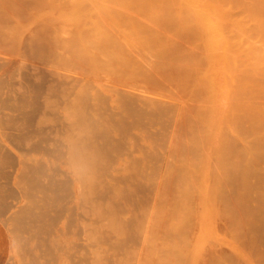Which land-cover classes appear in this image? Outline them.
Returning a JSON list of instances; mask_svg holds the SVG:
<instances>
[{
    "label": "rangeland",
    "instance_id": "rangeland-1",
    "mask_svg": "<svg viewBox=\"0 0 264 264\" xmlns=\"http://www.w3.org/2000/svg\"><path fill=\"white\" fill-rule=\"evenodd\" d=\"M64 1L79 0H0V64H5L0 65V264H264V133L231 135L229 144L211 147L190 142L191 128L198 124L182 94L171 99L170 93L177 90L173 87L165 88L171 91H164L166 98L151 94L149 85L140 76L133 78L120 63L117 70L102 69L103 55L107 58L103 49L89 50L100 64L86 60L84 17L78 15L81 24ZM60 11L64 15H58ZM126 89L139 106L133 116L130 109L135 106L127 108L132 116L127 122L118 114L123 108L116 101L121 93L129 96ZM139 94L169 98L170 106L177 105L176 113L173 109L154 123ZM249 100L264 111L263 92L261 97L236 99ZM99 115L111 117L112 124L124 123L123 132L110 123L111 135L101 129L105 142L100 140L98 129L104 126L98 124ZM236 119L241 120L239 115ZM136 120L143 122L136 126ZM89 125L94 134L100 133L92 134ZM81 129L99 141L94 136L91 141L86 132L88 139L86 134V141L80 139ZM70 135L80 139L72 138L73 147L80 143L79 149L93 151L98 162H89L99 171H92V178L89 172L85 179L79 172L77 176L69 156L67 162ZM118 139L124 141L119 142L121 149ZM81 140L89 146H81ZM99 142L110 158L95 150ZM202 144L210 147V154L194 149ZM179 145L186 154L177 158ZM111 146L124 154L114 155ZM150 150L156 155L142 159ZM187 154L199 169L188 166ZM205 160L210 175H205ZM100 161L104 165H97Z\"/></svg>",
    "mask_w": 264,
    "mask_h": 264
},
{
    "label": "bare ground",
    "instance_id": "bare-ground-1",
    "mask_svg": "<svg viewBox=\"0 0 264 264\" xmlns=\"http://www.w3.org/2000/svg\"><path fill=\"white\" fill-rule=\"evenodd\" d=\"M65 3L68 4V2ZM59 5L61 6V4ZM68 5L72 9L71 13H73V15H76V17L78 15H83L84 17V31L85 37L87 38H83L84 41H82L84 42L82 46L84 48V53L82 55H85L84 58H86V60L92 62L95 61L96 65L98 63L100 64L101 61L97 62L98 58L96 59V56L93 53L94 49L97 50L96 48L103 49V51L107 54L106 59L111 60L112 57V60L114 62L112 60L111 62L109 60H106L104 58L105 55H103V64L101 63L100 66L102 67V69H110L112 67L111 70H114V68L116 67L115 70H117V67L121 64L123 65V68L125 67L123 70L127 69V72H129L133 78L140 76L142 80H144L145 83L149 85L147 87L148 89H151V94L154 93L160 95V97L163 96L166 98L167 94L164 91H166L165 88L168 87V90L173 87V89L175 88L173 91H175L176 89L179 91L177 92L176 90L175 95V92L172 94V89H170L171 91L167 90L166 92H171V99H173L172 97H181L180 93L182 94L181 98L184 101V105L186 107L191 106L192 108H194L195 111H192L194 112V124H198L196 125L197 127L191 128L192 137L190 138V142L196 143L197 145L199 143H208V145L211 144V147L214 143L217 142H224L229 144L232 139L231 135L235 137H241V134H245L250 131L264 133V120L261 121V113H263L264 111L263 109H261V105L253 100H249L244 103L236 101L237 98L252 99L261 97V92L264 93V0H79L75 1V3L70 2V4ZM68 9L69 7L67 8V10ZM63 13L64 12L60 11L58 15H64ZM78 18L79 16L76 19ZM80 19L82 20V18H79L77 21H79ZM91 46H94L95 48L91 49ZM89 50H93V53ZM104 61H106V64L104 63ZM107 61L110 63H107ZM112 62L115 64L113 65ZM109 64H112V66L110 65L109 67ZM0 65H2V63ZM103 71L104 70H102L101 72ZM126 90L128 91V89ZM160 90H162L164 94H161ZM129 91L127 93H129ZM82 92L85 93L84 90L81 91V94ZM89 94H87L89 97H93ZM117 94L119 95L120 93L118 92ZM124 94L121 93L122 96L116 97V101L117 105L123 108L121 110L125 109V113L128 114L129 110L126 111L127 108L130 109L131 106H135L134 108L139 106L137 105L136 98V105L133 104L135 102L134 100L131 101V99H133L134 97L131 98L130 93V97L128 96V94ZM139 95L141 96L142 94ZM153 95H151V97H147L150 95L141 97L146 99L148 111L147 109L145 111L152 116L153 120L155 121L154 123L157 122V117H159L158 121H161V117L163 115L169 114L171 112L173 113L174 111L176 113V110L174 109L177 106L175 105L176 103L173 104L170 102V106V104H168V102L171 101H168L169 98L167 100L165 99L166 101L163 100V97L158 100L157 96L155 95L156 99H154L155 96L153 98ZM106 96H103L102 98L109 99V97ZM140 96H138V98ZM79 97L83 98L84 96L82 95ZM81 98L79 99L80 101ZM102 98H100V100L98 101H101ZM95 99L94 103L96 104L97 101L95 102ZM103 100L102 104L104 102ZM89 103L91 104V102ZM94 103L92 102V105ZM102 104L101 106H103ZM92 105L89 106H91V108H93L92 110L95 111ZM173 105H175V107L172 108ZM134 108L130 109L133 110L130 111L132 112L130 113L131 115L133 114V112L135 114L138 113L137 108ZM102 110H99V112L101 111V114H103ZM121 110L119 111V113H117L123 116V119H125L123 121L127 122L126 120H128L131 115L128 114V116L125 114L128 117L125 118ZM145 111L144 113L143 111L140 113H143L144 115L146 114ZM182 112L183 107L179 105L177 115L180 116ZM100 115L98 117L100 118L98 120L100 123L98 124H101V126L103 125L104 127L99 128L100 130L98 129V131L101 132L102 129L103 131L105 130L107 134V131L110 132V129L112 128V123L109 122L112 120V118L109 116V119H111L109 120L107 116L104 115L103 118V115L101 117ZM238 115L241 120L236 119ZM86 117H88V114ZM118 117L117 119H119L121 123L122 118ZM89 118H91V116ZM105 118L108 121H105ZM114 119L116 120V117H114ZM95 120H97V118ZM100 120H104L103 123L107 122L110 128L108 129L109 126L105 127L107 125H104ZM12 121L11 123L15 124V122L13 123ZM87 121H85V123L88 124ZM136 121L137 126L138 121L140 120ZM96 122L97 121H94V123ZM141 122L143 121H140L139 123ZM116 123H113L112 125H117L119 127V130L121 129L120 126L124 125V123H122L121 125L119 123ZM132 123H134V121ZM87 124L85 125L87 126ZM128 125L131 126V124ZM238 126H241V129H239ZM88 129L89 128H87L86 130ZM91 129L93 130V128ZM91 129H89V132H91ZM122 129H124V127H122ZM81 130L82 133H80V139H84L82 135L86 134L87 131L83 129ZM98 131L96 130L95 134L100 133ZM94 132L95 131L93 130V132L91 133L94 134ZM87 134L89 135V137L87 136ZM87 134L86 138L88 137L90 138V140L92 139V136L95 135H92L90 133ZM109 135H111V132L109 133ZM72 136L74 135L72 134ZM72 136L70 135V139L68 138L69 141L67 140L68 143H70V145L67 143V147H71H69L68 149L66 148V150L70 152L67 155L65 154L66 157L68 158L69 156L70 160L72 161H70L68 158L67 162H74L72 164H74V168H76V170H73L72 164L71 168L74 173L75 171H77V176V173L79 172L81 173L79 174L80 177L82 176L84 178L86 176V173L88 174L89 172V175H92L90 176V178H92L93 173L91 172H95V170L97 169L98 172L99 168H94L95 166L91 165L89 161H92V163L96 164L95 162L97 161V159L95 158L93 151L91 152L92 154L89 153L91 155L90 156L83 147V149L80 147L83 150L80 153V151H78L81 150L78 146L80 143L76 144L77 149L73 147V144L71 145L72 138L73 140H75L76 136L78 135H75V137ZM101 136H103L102 132L98 135L100 140L103 139V137ZM145 136L149 137V134ZM96 137L97 135L94 136L95 139ZM99 139L96 140L99 141ZM247 139L248 137L245 136V140ZM152 140H154V138ZM119 142L121 143L122 139L118 141V144L117 142L113 143L114 145H119L117 147L120 148ZM151 143L154 142L151 141ZM81 144V146H84L83 144L85 143H83V140H81ZM97 144H94L95 150L98 151L99 149V151L103 152V155L102 153L101 155L103 156L102 158L105 159V157H107L106 155L109 152H104L100 149V142L98 145ZM188 145H190V143ZM197 145V148H195L194 145V149H198L199 151L204 149V152L206 154L211 152L209 146L208 150L207 147L206 149L204 148V144H202V146ZM106 147L107 146H104V148ZM115 147H110L112 149L111 151L114 152V155L115 152L123 151H120ZM74 148L78 151V153L77 151H73V153L71 152V150H74ZM180 148V153H176L178 154L177 158H179V154H181L182 156L183 154H186L185 149H183L181 146ZM89 149H91V147ZM177 150L179 151V148H177ZM152 151L150 150L149 153H146L144 155L145 157L143 156L142 159L147 158L146 156H148L149 159L150 157L153 158L152 156L156 155V152L154 153V151ZM181 151L183 152L181 153ZM204 152L201 153L204 154ZM65 153H67V151H65ZM65 155L63 154V156ZM97 155L100 156V153ZM109 155H111V153H109ZM109 155L107 158H110ZM190 155L192 156L191 152ZM191 156L187 154V156H184L186 157V159L184 157L182 158H184V160L188 162V166L190 165L189 163H191V165L193 164L194 167L196 164L198 165V163H196V161L195 163L190 162L193 159ZM205 156L207 157V155ZM189 157L191 160H189ZM99 158L101 160V157ZM94 159H96V161ZM104 159H102L103 162L107 161ZM98 164H101V166L104 165L102 164V162L97 163V165ZM77 165L80 166H78L77 168ZM207 165L208 163L205 164V167L209 168L210 165L209 167ZM177 167L178 165L176 166V168ZM179 167L177 168V170L179 169L178 171L182 169L181 165H179ZM189 168L193 170L192 166ZM124 169L128 170V168ZM197 169H199L198 166ZM197 169H194L195 171L193 170L195 174H197L196 172L199 171ZM191 170L190 173L192 172ZM205 171L208 172V174L204 173L205 175H210L209 171L212 172V169L209 168ZM82 173H84V175H82Z\"/></svg>",
    "mask_w": 264,
    "mask_h": 264
}]
</instances>
